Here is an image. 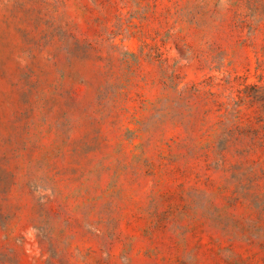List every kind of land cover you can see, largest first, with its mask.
Instances as JSON below:
<instances>
[{
  "label": "rangeland",
  "instance_id": "rangeland-1",
  "mask_svg": "<svg viewBox=\"0 0 264 264\" xmlns=\"http://www.w3.org/2000/svg\"><path fill=\"white\" fill-rule=\"evenodd\" d=\"M0 264H264V0H0Z\"/></svg>",
  "mask_w": 264,
  "mask_h": 264
}]
</instances>
